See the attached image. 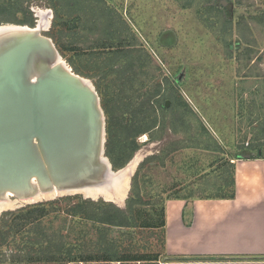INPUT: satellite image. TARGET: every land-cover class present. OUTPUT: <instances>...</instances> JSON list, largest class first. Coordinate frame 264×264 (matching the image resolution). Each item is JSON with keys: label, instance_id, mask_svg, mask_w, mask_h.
<instances>
[{"label": "rangeland", "instance_id": "1", "mask_svg": "<svg viewBox=\"0 0 264 264\" xmlns=\"http://www.w3.org/2000/svg\"><path fill=\"white\" fill-rule=\"evenodd\" d=\"M65 1L0 0V26L37 28L43 21L42 34L53 40L61 60L99 94L105 157L111 164L108 126L122 122L148 130L130 140L137 149L121 169L138 162L129 175L124 204L112 202L127 210L135 182H140L141 196H134L140 202L136 224L161 221L169 197L216 192L228 177L230 166L224 167V161L235 164L238 155H264V0ZM17 3L29 17L25 25L12 20L19 15L2 12ZM133 104L137 120L125 115L122 121ZM141 107L144 113H156L155 128H149ZM216 144V151L201 148ZM21 203L23 207L0 214V220L29 206ZM61 224L56 221L51 233L57 235ZM118 234L114 237L127 245L131 241L140 251L160 253L156 264H161L162 229ZM63 235L69 236L68 231ZM8 249L0 250L11 253Z\"/></svg>", "mask_w": 264, "mask_h": 264}, {"label": "water", "instance_id": "2", "mask_svg": "<svg viewBox=\"0 0 264 264\" xmlns=\"http://www.w3.org/2000/svg\"><path fill=\"white\" fill-rule=\"evenodd\" d=\"M11 26L0 30V201L32 205L75 195L99 201L85 193L133 171L135 161L113 170L93 85L61 60L51 38Z\"/></svg>", "mask_w": 264, "mask_h": 264}, {"label": "trees", "instance_id": "3", "mask_svg": "<svg viewBox=\"0 0 264 264\" xmlns=\"http://www.w3.org/2000/svg\"><path fill=\"white\" fill-rule=\"evenodd\" d=\"M72 1L66 0L65 3L70 4ZM75 4L79 5V0H75ZM2 12L9 13L11 16L19 15L18 19L17 17L12 18L19 25H25L28 22L27 12L21 9L20 3L11 4L7 9L3 8ZM56 13L59 15V10L56 9ZM59 26L57 24L56 27ZM57 42L59 43L58 40ZM159 92L160 89L156 91V94ZM133 101L135 104L136 98ZM185 102L184 104L187 106ZM134 104L120 117L122 121H126L129 117L132 118L133 122L137 120L138 114L134 110ZM138 106L140 107V105ZM141 108L140 112L144 116L145 122L148 123L149 121L151 124L149 128H155L156 113L146 111L145 116L143 111L145 108ZM187 108L189 107L187 106ZM184 115L186 116L183 112ZM121 123L116 126H113L114 123L112 126H108L110 134L108 153L115 170L123 168L137 149L131 146L134 141L130 142V140L135 138L139 131L148 132V130L144 132V126L141 128L133 125L129 127V125L126 126ZM136 129L138 130L135 132ZM200 129L203 134L209 136L203 125ZM201 148L216 151L218 144L215 145V148L204 145ZM250 159H264V155L259 154L258 157H250ZM224 162V167L230 166L227 171L228 177L223 184H220L216 192L204 193L199 197L189 192L186 196L177 195L169 197L168 200L193 201L235 198V164L228 161ZM141 191L140 182L136 181L133 197L128 200L127 210H122L113 203L103 200L96 202L76 195L56 201L29 205L16 212L5 213L0 220V249L9 248L11 253L5 254L4 251L0 250V264H156L162 257L160 253L140 251L131 241L127 245L122 238L114 237L116 233H119L118 237L121 234H132L137 228L162 229L165 233L166 206L164 204L161 221L154 220L150 223L136 224L134 219L135 208L140 202L135 198L141 196ZM56 221H62L57 235L51 233L56 229ZM65 231H68L69 236L63 235ZM109 234H112L113 237H109ZM165 246L164 237V250Z\"/></svg>", "mask_w": 264, "mask_h": 264}, {"label": "crops", "instance_id": "4", "mask_svg": "<svg viewBox=\"0 0 264 264\" xmlns=\"http://www.w3.org/2000/svg\"><path fill=\"white\" fill-rule=\"evenodd\" d=\"M243 156L235 198L167 201L161 264H264V159Z\"/></svg>", "mask_w": 264, "mask_h": 264}, {"label": "bare ground", "instance_id": "5", "mask_svg": "<svg viewBox=\"0 0 264 264\" xmlns=\"http://www.w3.org/2000/svg\"><path fill=\"white\" fill-rule=\"evenodd\" d=\"M43 25L44 24L42 21L37 28H31V29H35L36 31L42 32L41 30L43 29ZM2 27L3 26H0V30H3ZM15 27L16 26H11L9 27V29H15ZM136 162H138V158L135 160L134 164H136ZM129 170L132 171V169ZM128 185H129V173L128 170H126L119 177H116L110 185L93 189L92 191L85 193V195L87 197H93V198L102 197L105 198L106 200L122 203L123 199L126 197L128 191ZM9 197H12V195H9ZM51 197L54 196H49L47 198H51ZM17 203H21V202L12 199L11 200L5 199L3 201H0V214L3 211L14 208L17 205Z\"/></svg>", "mask_w": 264, "mask_h": 264}]
</instances>
